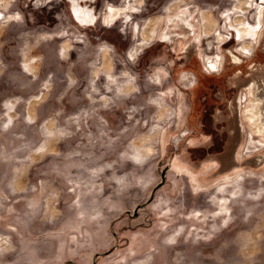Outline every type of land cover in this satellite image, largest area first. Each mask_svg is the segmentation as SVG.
<instances>
[{"label": "rangeland", "instance_id": "1", "mask_svg": "<svg viewBox=\"0 0 264 264\" xmlns=\"http://www.w3.org/2000/svg\"><path fill=\"white\" fill-rule=\"evenodd\" d=\"M243 1L96 0L84 29L68 0H0V264H264V135L243 116L260 106L264 132V27L235 30L264 4ZM193 6L205 47L175 17Z\"/></svg>", "mask_w": 264, "mask_h": 264}, {"label": "flooded vegetation", "instance_id": "2", "mask_svg": "<svg viewBox=\"0 0 264 264\" xmlns=\"http://www.w3.org/2000/svg\"><path fill=\"white\" fill-rule=\"evenodd\" d=\"M68 1L70 3V9L72 11V15H73V17L75 18L76 22L79 24L80 27L86 29L88 27H91V26L95 25L98 22L100 23V25H102L103 22H102L101 19L105 15V12H102L101 9H100V11L97 12L96 10H94L91 7V4H93L94 2H96V0H68ZM235 1H238V0H235ZM242 1L243 0H241V2ZM253 1L254 0H251V1L250 0H247V2L245 3L246 6H247L246 8H244L241 5H239V6H237L236 9L238 11H242L244 14L245 13L248 14V13H251V12H255L254 5L252 3ZM261 1H262L261 4H264V0H261ZM256 6L258 8V12L257 13H254V15H253V17L255 19V22L254 23L253 22L251 23V21H249L248 24H247V26L245 25V27H241L239 29H235L232 26L230 27V26H228V24H225V26L223 25L224 27L221 26V29L219 31L220 47L221 46H224L223 45L224 44V40L227 39L228 36H231L232 28H234L236 30L237 37L239 39L240 45H242L244 43L251 44V42L253 40H256V41H259L260 40V35H261L262 29L264 27V7L259 6V5H256ZM194 7H196V6H193L190 9L189 8L186 9V11L181 12L180 15L177 14L175 17L181 18L183 20L184 27H186L187 29H189V33L191 32V33L194 34V36L196 37V42L198 44H201L200 47H203L204 46L203 45V35L201 34L200 31L195 33V30L191 29V28H193V24L190 23V22H188L190 19H193L194 20L196 18V13L200 11L198 7H197L198 9H196V8L194 9ZM110 12L116 18V20H120L121 18H123L124 14H126L128 12V10L121 9V8H112L111 7ZM198 16H200V13L197 15V17ZM127 17H128V15H125V17L123 18V20H126ZM171 17L172 16H170L168 19H170ZM223 17L225 19H228L229 15L226 14V15H223ZM128 20H126V22ZM236 22L239 23V26H241V24H242L241 21L237 20ZM105 26H107V25L105 24ZM158 36L160 38L166 39L165 35L163 37L161 35L156 34V37H158ZM241 37H242V39H241ZM137 46L143 47V44L142 43H139ZM210 46H212V43L211 42H209L208 45H207V48H205V51L206 52H208L207 49H210ZM248 47H244L243 46L242 47V50L240 52L241 53H246V48H248ZM258 48H259V44L257 45V47H253L251 49L250 56L247 57L248 60H250L251 58H253V56L255 55L254 53L257 51ZM214 49H215V51H217L218 50L217 49V46ZM214 49L212 48V50L209 53L214 52ZM201 55H202V53H201ZM238 58L239 57L234 58V60L239 61ZM237 64L239 65L240 62L239 63H234V65H237ZM210 65H211V68H212L213 65L212 64H210ZM253 89H254V85L253 84H251L249 86V88L247 89L248 90L247 91V98L249 99L248 101L251 104H255L258 100L259 101L262 100V98H256L255 96H253ZM251 97L253 98L252 100H251ZM261 107H262V105H261ZM259 108H260V106H258L255 109H253V110L250 111V114H251V117H252V120L253 121H252L251 127L249 125H247V127L249 129H251V137H253V138L260 137V136L264 135V132H263V124L257 122L258 115L260 114V116H261V114H262V108H261V111H260ZM246 111H248V110H245L244 112H246ZM256 122L260 125V127L258 128L259 131H260V133L257 134V135H254L253 132H252V129H254V130L257 129L256 128V125H255ZM238 175H233V176H236L237 177Z\"/></svg>", "mask_w": 264, "mask_h": 264}, {"label": "bare ground", "instance_id": "3", "mask_svg": "<svg viewBox=\"0 0 264 264\" xmlns=\"http://www.w3.org/2000/svg\"><path fill=\"white\" fill-rule=\"evenodd\" d=\"M252 14H253V12H251ZM254 15V14H253ZM180 19V21H182V23H183V20L181 19V18H179ZM178 18H177V20H179ZM172 22V21H171ZM252 22H253V19H252ZM174 24V23H173ZM179 24V23H178ZM172 28V27H171ZM172 29H174V28H172ZM241 39H242V37H241ZM253 45V44H252ZM250 54V53H249ZM248 111H246V112H243V116H244V120L246 121V123H247V125H249L250 127H251V125H252V117H251V114L250 113H247ZM255 125H256V128L257 129H252V132H253V134L254 135H257V134H259L260 133V131H259V127H260V125L256 122L255 123ZM252 139L254 140V138L252 137ZM240 174V173H239ZM233 175H238V172H235ZM232 175V176H233ZM229 177H231V176H229ZM227 177H225L223 180H221V182L217 185V187H219V186H222V185H224V184H229V183H232L233 182V179H237V178H240V176L238 175L236 178H230V180L228 181V182H226L225 181V179H226ZM232 179V180H231Z\"/></svg>", "mask_w": 264, "mask_h": 264}, {"label": "water", "instance_id": "4", "mask_svg": "<svg viewBox=\"0 0 264 264\" xmlns=\"http://www.w3.org/2000/svg\"><path fill=\"white\" fill-rule=\"evenodd\" d=\"M168 169H169V167H167L166 169H164V170L162 171V173H161V181H160V183H159V184H158V185L152 190L151 195H150V199H152L153 196H154V194H155V192H156L160 187H162V186L164 185V183H165V177H166L165 174H166V172H167ZM142 207H144V204H142V205L136 207V208L134 209V211H133V214H130V212H127V215H128L129 217L135 218V217L137 216L138 210H139L140 208H142Z\"/></svg>", "mask_w": 264, "mask_h": 264}]
</instances>
